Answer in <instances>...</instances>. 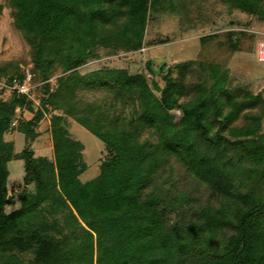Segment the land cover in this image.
Returning a JSON list of instances; mask_svg holds the SVG:
<instances>
[{
    "label": "trees",
    "instance_id": "obj_1",
    "mask_svg": "<svg viewBox=\"0 0 264 264\" xmlns=\"http://www.w3.org/2000/svg\"><path fill=\"white\" fill-rule=\"evenodd\" d=\"M73 1L86 0H11L14 21L33 50V86L29 93L15 87L9 98L0 96V264H264V97L229 86L227 69L217 63L207 64L208 72L184 100L185 72L173 78L163 65L156 71L145 64L149 73L163 75V86L143 71L106 62L81 71L100 56L95 20L104 7L76 12ZM101 1L114 9V0ZM122 1L129 19L119 35L121 46L140 49L149 6L169 0ZM226 1L264 19L259 0ZM82 16L84 25L71 21ZM225 34L235 50L238 32ZM57 65L61 72L54 85L50 78ZM25 77V68L7 75L0 93ZM81 86L106 94L81 101L75 93ZM124 86L143 96L140 106H127L119 92ZM31 93L39 96L35 109ZM44 105L52 109L53 159H39L31 148ZM255 106L261 113L249 112L246 124L232 125ZM175 107L176 120L170 113ZM18 108L33 115L16 122ZM68 116L104 144L100 171L87 180L80 178L88 166L83 142L69 130ZM14 123L24 136L19 151L5 139ZM159 148L168 157L157 156ZM13 157L24 160L25 184L17 192L20 207L7 212L14 197L7 162ZM171 159L184 168L185 178L207 187L206 200L194 188L179 194ZM30 182L34 190L27 188ZM45 195L64 210L62 222L56 223L59 214L50 218L38 206Z\"/></svg>",
    "mask_w": 264,
    "mask_h": 264
},
{
    "label": "rangeland",
    "instance_id": "obj_2",
    "mask_svg": "<svg viewBox=\"0 0 264 264\" xmlns=\"http://www.w3.org/2000/svg\"><path fill=\"white\" fill-rule=\"evenodd\" d=\"M112 8L109 1L86 0L81 2H71L73 10L95 9L98 6L104 7V11L95 20V29L99 44L97 46L100 56L89 60L81 71H86L95 65L109 63L110 66L126 67L130 72L143 71L147 76L156 79L161 86L164 84L163 75L160 73L151 74L146 69V62H150L156 71L163 65L162 71L171 68L172 77H180L181 72H185L184 84L186 92L180 97L181 100L191 96L194 81L202 78L209 69L207 64L217 63L227 69L229 86H237L248 89L252 92H259L264 97V61L257 57L256 44L258 40L264 38V19L256 13H250L236 4L226 0H169L163 1V5H151L146 13L142 46L137 50H126L121 46L120 33L128 22L127 5L122 0H114ZM260 8L264 9V0H259ZM75 8V9H74ZM15 8L11 0H0V67L4 73L0 76V87L4 85L7 75L23 70L32 72L29 66L32 65L33 50L26 40L24 31L19 28L15 21ZM73 17V14L71 15ZM85 18H72L73 22H81ZM84 25L86 22H81ZM74 24V23H71ZM71 25H68L70 29ZM75 26V25H74ZM80 27V26H79ZM82 27V26H81ZM75 29V36L79 33ZM236 30L235 35L237 48L231 49L226 31ZM218 32L217 36L210 35ZM83 33V32H82ZM206 36L205 38H203ZM209 36V37H207ZM203 39H202V38ZM202 64V67L201 65ZM188 65V66H187ZM61 67L55 66L51 81L54 85L58 82L56 76L60 74ZM205 72V73H204ZM33 86L31 78H26L21 86L27 89ZM123 100L129 108L140 106L143 96L136 88L124 86L119 89ZM157 92V91H156ZM11 88L4 87L0 96L9 98ZM81 101H93L103 97L106 91L102 88L78 87L75 91ZM158 93V92H157ZM38 94V92H37ZM31 93L33 98L32 108L35 109L39 102V96ZM35 102V103H34ZM44 116L37 129L40 134L32 142L31 148L35 156L39 159L54 158L53 144L50 131L48 130L49 118L52 112L50 105H44ZM16 122L24 121L33 115L30 109L18 108ZM261 113L259 106L253 109L243 110L239 117L232 122L233 126H240L248 122L247 113ZM171 116L176 120L180 114V109L175 107L170 111ZM69 130L83 142V157L88 163L87 168L80 174L82 180H87L100 171V161L105 157L103 152V141L86 127L75 121L72 117H67ZM14 128L5 134V139L14 142V149L19 151L24 146V136L21 131ZM226 130V129H225ZM261 130L264 131V114L261 119ZM157 156H165L168 152L159 148ZM9 174L7 185L13 202L6 204L7 212L20 207V198L17 192L25 184V167L22 158L13 157L7 162ZM178 185L179 194L184 195L189 188L200 190V199H207L209 192L205 185L191 178L184 177V168L181 164L171 159ZM189 187V188H188ZM29 190L35 189L34 182L27 184ZM44 214L50 218L59 214L57 222H62L64 210L57 207L51 195L41 198L38 205ZM60 209V210H58ZM61 214V215H60ZM25 254V258L29 257Z\"/></svg>",
    "mask_w": 264,
    "mask_h": 264
},
{
    "label": "built area",
    "instance_id": "obj_3",
    "mask_svg": "<svg viewBox=\"0 0 264 264\" xmlns=\"http://www.w3.org/2000/svg\"><path fill=\"white\" fill-rule=\"evenodd\" d=\"M256 53H257V57L259 60L264 61V38L258 40L257 44H256ZM26 78L30 79L31 78V74L30 72H26V77L22 82H18L16 81L13 85L9 86L11 89L17 87L19 91L22 92H30V88L27 89H23L21 86L24 84ZM8 87V86H7ZM31 87V86H30ZM32 88V87H31Z\"/></svg>",
    "mask_w": 264,
    "mask_h": 264
}]
</instances>
